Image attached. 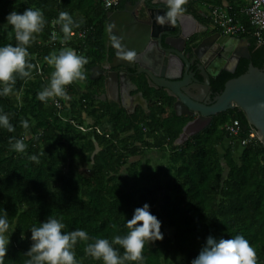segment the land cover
<instances>
[{
    "label": "trees",
    "instance_id": "16d2710c",
    "mask_svg": "<svg viewBox=\"0 0 264 264\" xmlns=\"http://www.w3.org/2000/svg\"><path fill=\"white\" fill-rule=\"evenodd\" d=\"M187 1L185 9L193 12L199 5L221 6L249 32L239 35L248 41L249 58H240L234 73L222 70L212 78L214 92L244 72L249 62L262 65L264 44L252 36L239 0ZM28 7L40 9L46 21L28 47L29 62L37 67L30 78L17 76L11 94L0 95V114L6 113L15 128L9 132L0 127V216L6 211L10 224L4 264H25L32 244L30 227L49 216L65 224L64 232L88 233L90 239L74 247L78 264H103L85 253L87 244L125 235L127 220L145 203L161 221L163 239L145 244L142 262L127 264H191L208 236L218 240L236 235L249 240L258 264H264V145L258 138L239 143L251 127L242 110L235 107L213 115L206 127L173 145L189 117L175 115L171 96L153 94L141 82L148 108L134 113L98 97L103 80L91 78V70L113 55L107 45L109 9L102 0H0V46L16 44L7 15ZM61 11L79 23L73 30H85L84 37L65 40L56 23ZM52 32L56 41H51ZM64 48L87 57V79L82 81L84 89L77 81L66 86L68 98H56L62 102L58 108L54 99L45 104L37 94L54 71L45 56ZM233 119L241 127L236 136L225 129ZM21 120L28 121V129ZM11 137L23 138L26 150H13ZM154 150L162 156H147ZM114 247L123 255V248Z\"/></svg>",
    "mask_w": 264,
    "mask_h": 264
},
{
    "label": "water",
    "instance_id": "95a60500",
    "mask_svg": "<svg viewBox=\"0 0 264 264\" xmlns=\"http://www.w3.org/2000/svg\"><path fill=\"white\" fill-rule=\"evenodd\" d=\"M167 10L164 0H146L137 5L125 2L122 8L106 12L108 24H115L114 33L122 37L123 45L135 50L137 58L124 60L114 47L108 64L92 68L91 78L103 80L100 97L120 103L129 112L130 100L147 108L141 90L129 94L138 88L133 78L144 80L149 88H161L174 98L175 115L190 117L173 145L198 133L213 115L237 107L264 145V108L260 107L264 103V62L260 67L249 62L244 72L227 79L222 90L211 98L210 78H216L222 70L234 73L239 59L249 58L248 41L209 29L191 12L179 15L175 23L157 24L156 16ZM193 37L186 49V40ZM196 71L201 81L195 77Z\"/></svg>",
    "mask_w": 264,
    "mask_h": 264
},
{
    "label": "clouds",
    "instance_id": "9594fccd",
    "mask_svg": "<svg viewBox=\"0 0 264 264\" xmlns=\"http://www.w3.org/2000/svg\"><path fill=\"white\" fill-rule=\"evenodd\" d=\"M153 3L158 0H152ZM168 10L164 14H158L155 18L157 24L163 26L175 23L179 15L186 11L184 5L187 0H164ZM7 22L15 33L16 44L0 46V84L3 85L0 95L8 96L13 91L16 78H30L31 70L36 68L29 62L30 53L28 47L35 41L36 34L45 26L44 14L40 9L26 8L22 13L10 12ZM61 25L65 40L74 35L73 29L79 27V23L73 20L68 13L61 11L56 20ZM114 23L108 25L110 42L117 49L118 55L127 61H135V50L128 49L122 43V37L113 34ZM48 65L54 68L50 81L38 94L37 99L47 104L49 99L67 98L66 86L74 81L87 79L84 66L88 63L87 57L77 54L71 48L61 49L45 56ZM264 108V103L260 105ZM24 129L29 128L27 120L20 121ZM0 127L9 132L15 131L10 123L9 116L0 114ZM11 148L17 152H24L27 148L23 138L9 139ZM31 159L37 160L36 156ZM10 227L7 212L0 216V264H4L9 245V236L6 235ZM65 224L60 219L49 216L46 221L33 225L31 229L32 244L27 253L29 259L25 264H78L74 247L78 241H88V233L82 229L64 232ZM127 233L123 236L116 235L111 241L106 238H96L88 243L84 251L87 255L103 264H127L129 261L142 262L143 251L146 243L163 239L161 221L150 212V206L145 203L134 210L131 219L127 220ZM119 245L124 249L123 255L114 247ZM191 264H258V256L254 247L243 235H236L230 239H215L208 236L205 246Z\"/></svg>",
    "mask_w": 264,
    "mask_h": 264
},
{
    "label": "built area",
    "instance_id": "2783aa9c",
    "mask_svg": "<svg viewBox=\"0 0 264 264\" xmlns=\"http://www.w3.org/2000/svg\"><path fill=\"white\" fill-rule=\"evenodd\" d=\"M122 0H102V4L106 9L115 8L121 3ZM243 12L246 14L248 21L252 27L251 34L255 37L258 44H264V0H248L247 5L243 8ZM212 24L219 28V30L230 36L239 37L240 34L247 33L246 27L232 15H230L227 10L221 6H213L209 9L208 14ZM74 35L72 37H84L85 30H73ZM249 33V32H248ZM57 36L54 32L51 35V41H56ZM64 41L62 42V44ZM68 98V94H67ZM54 104L59 108L62 102L58 99H54ZM80 128H83L80 126ZM240 124L237 119H233L225 125V129L230 136L238 135L240 131ZM258 138L257 131L253 126H251L247 132V136L240 139L239 143L241 145L247 144L252 139Z\"/></svg>",
    "mask_w": 264,
    "mask_h": 264
},
{
    "label": "flooded vegetation",
    "instance_id": "af4514ba",
    "mask_svg": "<svg viewBox=\"0 0 264 264\" xmlns=\"http://www.w3.org/2000/svg\"><path fill=\"white\" fill-rule=\"evenodd\" d=\"M144 1H146V0H122V2H121V8L123 7V5L125 4V2H130L131 4H134V3H136V5L137 4H143L144 3ZM188 2V1H187ZM136 10V9H135ZM185 12H189V11H185ZM190 12H192V11H190ZM204 23V25H207L208 27H211V24L210 23H208V22H203ZM193 40H194V37L193 38H190V39H188V40H186V49H188L189 48V45L193 42ZM113 56V55H112ZM103 65V64H102ZM191 70H195V67L193 66V65H191ZM195 75V77L197 78V79H199L200 81L202 80V77L198 74V71H196V73L194 74ZM211 79H212V77L210 78V88H209V91H208V93H210V96H211V98L214 96V95H216V93H218V92H214V90L212 89V86H211ZM133 81L134 82H136L137 83V85H138V88L137 89H135V90H131L130 92H129V94L130 95H133L134 93H136L137 91H139V90H141L142 92H143V97L146 99V101L148 100V98L146 97V95H145V93H144V91H143V88H149L148 86H147V84L145 83V81L144 80H138L137 78H133ZM141 82H143V88L141 87ZM148 91L149 92H154L153 94H156V92L158 91V92H161V93H165L161 88L160 89H154V88H149L148 89ZM103 92H104V87H103ZM103 92L100 94V95H98V97H99V99H102L100 96L103 94ZM166 94V93H165ZM173 98V97H172ZM102 100H108V101H112V100H109V99H102ZM113 102H115V101H113ZM130 102V104H129V108H130V111L128 112V113H134L137 109H144V110H147V108H148V101H147V108H143L142 107V105L140 104V103H136L135 101H133V100H130L129 101ZM173 102H174V98H173V101H172V104H173ZM117 103V102H116ZM117 104H119L120 106H122L120 103H117ZM147 112V111H146ZM188 116V115H187ZM195 115H193L192 117H194ZM189 117V116H188ZM191 117V118H192ZM189 119H190V117H189ZM188 119V120H189Z\"/></svg>",
    "mask_w": 264,
    "mask_h": 264
},
{
    "label": "crops",
    "instance_id": "0c3cea01",
    "mask_svg": "<svg viewBox=\"0 0 264 264\" xmlns=\"http://www.w3.org/2000/svg\"><path fill=\"white\" fill-rule=\"evenodd\" d=\"M236 1V0H235ZM238 1V0H237ZM240 2H241V7H242V9H241V11L243 12V8L247 5V3H248V0H239ZM195 7V6H194ZM200 6H198V7H196L195 8V12H191V13H194L195 15V17L202 23V24H204L203 22H205V20H203V19H201V18H204V19H206V18H209V16H208V11H207V9H206V11H204V10H202V9H200L199 8ZM119 8H121V7H115V8H112L113 10L114 9H119ZM112 9H109V10H112ZM190 12V11H189ZM243 14H245L244 12H243ZM246 15V14H245ZM207 20V19H206ZM208 21V20H207ZM209 23V22H208ZM108 20H107V32H108V35H109V37H110V33H109V31H108ZM214 27H216V26H212L211 25V27H209V29H212V28H214ZM217 28V27H216ZM212 30H214V29H212ZM218 30H219V28H218ZM112 32H113V34H115L114 33V31L112 30ZM107 45H110V47H111V49L113 50V54H114V47L112 46V44H111V42H110V39L107 41ZM110 60V59H109ZM109 60L108 59H105L103 62H102V64L103 65H106V64H108V62H109ZM92 119H90L89 118V121H91ZM104 125H108V123L107 122H104Z\"/></svg>",
    "mask_w": 264,
    "mask_h": 264
},
{
    "label": "rangeland",
    "instance_id": "374dc122",
    "mask_svg": "<svg viewBox=\"0 0 264 264\" xmlns=\"http://www.w3.org/2000/svg\"><path fill=\"white\" fill-rule=\"evenodd\" d=\"M200 7V9H202V10H204V11H206V9H207V11H208V14H209V9L205 6V5H199ZM208 22L212 25V26H214L213 24H212V22H211V20L208 18ZM216 27H214V28H212V29H215ZM77 83V85L80 87V88H82V89H84V84H83V82L82 81H77L76 82ZM147 156H151V157H161L162 156V153H160L159 151H151V152H148L147 153ZM156 164V163H155ZM171 264H175V263H171Z\"/></svg>",
    "mask_w": 264,
    "mask_h": 264
}]
</instances>
